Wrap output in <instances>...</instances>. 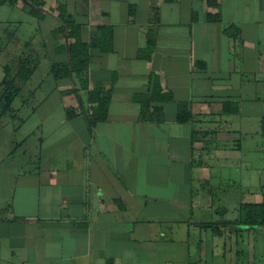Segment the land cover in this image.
Returning a JSON list of instances; mask_svg holds the SVG:
<instances>
[{"label":"crops","instance_id":"0c3cea01","mask_svg":"<svg viewBox=\"0 0 264 264\" xmlns=\"http://www.w3.org/2000/svg\"><path fill=\"white\" fill-rule=\"evenodd\" d=\"M5 1L0 31L20 34L0 47V92L4 65L35 68L0 118V264H243L233 221L262 202L228 203L218 180L236 137L264 133V0H42V17ZM58 3L87 43L113 30V51L90 57L88 89L50 73L68 61L67 39L52 37ZM152 33L154 56L140 58ZM152 73L171 95L161 123L140 120L134 100ZM113 74L107 117L90 127L88 90ZM182 103L190 121L177 120Z\"/></svg>","mask_w":264,"mask_h":264},{"label":"trees","instance_id":"16d2710c","mask_svg":"<svg viewBox=\"0 0 264 264\" xmlns=\"http://www.w3.org/2000/svg\"><path fill=\"white\" fill-rule=\"evenodd\" d=\"M30 5V14L36 17H42L34 8L42 4V0H27ZM172 2L173 0H166ZM6 1L0 0V5ZM210 6L217 7L216 0H209ZM62 26L52 32V37L56 38L60 33L67 39L69 47L68 61L55 62L50 66V73L54 79H63L75 74L81 83V87L88 89L87 69L90 57L93 54L110 53L113 51V30L111 27L98 26L93 33L90 43L83 39L84 27L76 24L66 13L65 4H57ZM220 14L209 15L208 20L219 22ZM64 28L66 35L63 34ZM227 34H233L230 29ZM155 37L150 34L147 37V45L144 50H140L139 57L151 60L154 56ZM61 53L63 48H58ZM34 66L30 59L25 57L18 60L17 63L4 65V78L1 82L0 92V118L11 112V103L19 95L21 86L26 83L34 72ZM15 69V70H14ZM116 79L112 75L107 87L104 82H94L92 88L88 90L89 103L91 105L89 126L93 127L98 122L106 119L108 113V104L111 98V86ZM135 102L140 105L139 119L142 121H153L161 123L164 120L165 105L171 100V95L163 92L159 79L156 74L149 75L145 90L134 96ZM224 104V109L226 108ZM67 117H71L70 110H67ZM177 120L187 122L191 120L190 105L182 103L178 105ZM237 226H244L247 229H254L264 226V203H244L238 208V216L233 221Z\"/></svg>","mask_w":264,"mask_h":264},{"label":"rangeland","instance_id":"374dc122","mask_svg":"<svg viewBox=\"0 0 264 264\" xmlns=\"http://www.w3.org/2000/svg\"><path fill=\"white\" fill-rule=\"evenodd\" d=\"M7 14L4 12V15ZM12 16L16 15L12 14ZM24 26L27 28V25ZM2 28L0 24V30ZM21 28L20 31L24 32L23 26ZM9 30L11 32H8L6 37H3L0 31V40H2L0 47L7 46L6 50L13 44L12 39L15 38H12V35L19 37L20 34V32H14L13 25L9 27ZM7 53H10V50ZM236 139L239 140L241 148L235 155V160H227L228 169H225L224 174L218 180L221 190L226 191L228 203H231L239 194L244 195L243 201L264 203V133L241 134ZM232 164L235 165V172L230 168ZM214 167L217 169V166ZM240 229L242 231L238 247L243 252V264H264V226L254 229H247L243 226Z\"/></svg>","mask_w":264,"mask_h":264}]
</instances>
